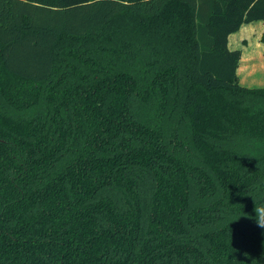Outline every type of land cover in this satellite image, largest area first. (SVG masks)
I'll return each instance as SVG.
<instances>
[{"label": "trees", "instance_id": "16d2710c", "mask_svg": "<svg viewBox=\"0 0 264 264\" xmlns=\"http://www.w3.org/2000/svg\"><path fill=\"white\" fill-rule=\"evenodd\" d=\"M255 21L264 0H0V264H264V87L229 46Z\"/></svg>", "mask_w": 264, "mask_h": 264}, {"label": "rangeland", "instance_id": "374dc122", "mask_svg": "<svg viewBox=\"0 0 264 264\" xmlns=\"http://www.w3.org/2000/svg\"><path fill=\"white\" fill-rule=\"evenodd\" d=\"M264 22L245 24L229 38V46L240 49L239 83L249 88L264 87Z\"/></svg>", "mask_w": 264, "mask_h": 264}, {"label": "clouds", "instance_id": "9594fccd", "mask_svg": "<svg viewBox=\"0 0 264 264\" xmlns=\"http://www.w3.org/2000/svg\"><path fill=\"white\" fill-rule=\"evenodd\" d=\"M259 226L264 227V214L261 215V218L259 220Z\"/></svg>", "mask_w": 264, "mask_h": 264}, {"label": "crops", "instance_id": "0c3cea01", "mask_svg": "<svg viewBox=\"0 0 264 264\" xmlns=\"http://www.w3.org/2000/svg\"><path fill=\"white\" fill-rule=\"evenodd\" d=\"M255 22H257V21H255ZM263 22H264V21H263ZM251 23H252V22H251ZM251 23H247V24H251ZM247 24H246V25H247ZM244 25H245V24H244Z\"/></svg>", "mask_w": 264, "mask_h": 264}]
</instances>
